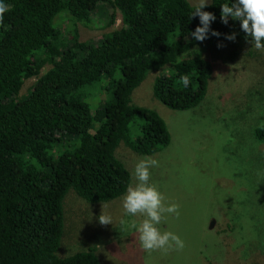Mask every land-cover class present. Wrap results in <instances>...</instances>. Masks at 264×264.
<instances>
[{
    "label": "trees",
    "instance_id": "trees-1",
    "mask_svg": "<svg viewBox=\"0 0 264 264\" xmlns=\"http://www.w3.org/2000/svg\"><path fill=\"white\" fill-rule=\"evenodd\" d=\"M220 36L203 42L190 32L187 0H4L9 11L0 25V264H101L95 248L58 257L69 191L89 205L125 195L131 176L115 155L121 143L139 156L167 148L170 134L153 110L131 103L133 91L150 72L158 73L153 97L173 111L197 108L205 99L213 64L199 48L250 44L238 21H220V4L210 0ZM112 10L108 22L120 27L97 43L79 42L78 26ZM66 13L58 28L53 26ZM62 23L67 25L64 29ZM235 33L236 39H225ZM234 49L229 54L233 61ZM45 66L50 68L41 75ZM188 75L185 89L180 81ZM104 77L109 98L91 112L81 90ZM31 91L20 97L25 81ZM143 119L139 135L130 124ZM264 144V127L253 131Z\"/></svg>",
    "mask_w": 264,
    "mask_h": 264
},
{
    "label": "rangeland",
    "instance_id": "rangeland-1",
    "mask_svg": "<svg viewBox=\"0 0 264 264\" xmlns=\"http://www.w3.org/2000/svg\"><path fill=\"white\" fill-rule=\"evenodd\" d=\"M187 1L192 6L199 3ZM106 11L95 14L90 26H78L79 42L97 43L120 27L119 13L115 25L104 26L112 10ZM64 17L69 18L60 13L53 26L58 28ZM234 49L237 56L230 61ZM199 55L212 62L213 75L197 108L173 111L157 101L152 86L158 73L153 72L131 96L133 105L155 111L170 134L169 146L148 156L158 161V166L150 169V182L167 203L179 205V217L168 216L159 227L180 236L185 246L145 252L138 233L121 228L124 196L89 205L69 191L63 203L58 257L95 248L101 264H264V144L253 135L254 129L264 127V50L227 43L219 44L213 52L199 48ZM49 68L45 66L41 75ZM35 81L24 82L21 98ZM108 83L102 77L81 90L92 113L109 98ZM142 123L138 116L130 124L132 140L139 135ZM115 155L130 173L129 187L135 186V166L146 157L132 153L123 143ZM101 214L111 216L113 223L101 224ZM136 219L139 222L142 217Z\"/></svg>",
    "mask_w": 264,
    "mask_h": 264
},
{
    "label": "clouds",
    "instance_id": "clouds-1",
    "mask_svg": "<svg viewBox=\"0 0 264 264\" xmlns=\"http://www.w3.org/2000/svg\"><path fill=\"white\" fill-rule=\"evenodd\" d=\"M212 6L210 0H199L189 17H198L199 25L190 32V38L203 42L211 36H220V33L211 29L216 21L215 14L204 11ZM9 11L4 0H0V25ZM229 20L238 21L246 39L257 50H264V0H226L220 4V21L227 25ZM225 39L234 41L236 34L226 35ZM180 81L185 89L191 83L188 75H182ZM158 166V161L146 157L135 166V186L129 187L123 197V217L120 220L121 228L125 231L138 233L140 247L148 253L155 250L167 251L170 248L182 249L185 244L180 236L171 231H162L159 225L168 216L179 217V205L167 203L164 194L150 182V169ZM137 217L142 219L137 222ZM131 218V219H127ZM98 220L103 225L112 224L109 215H100Z\"/></svg>",
    "mask_w": 264,
    "mask_h": 264
}]
</instances>
